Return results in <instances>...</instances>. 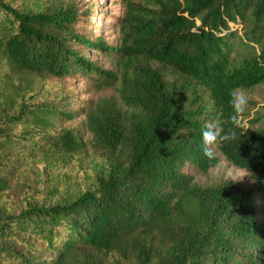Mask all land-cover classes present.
<instances>
[{
	"label": "trees",
	"instance_id": "1",
	"mask_svg": "<svg viewBox=\"0 0 264 264\" xmlns=\"http://www.w3.org/2000/svg\"><path fill=\"white\" fill-rule=\"evenodd\" d=\"M125 5L121 21L126 33L117 46L81 41L101 51L113 66L103 69L68 46L77 35L58 37L69 32L74 12L31 13L0 0V55L13 71L44 78L80 71L96 91L116 93L66 113L39 106L27 116L8 117L0 104V118L20 122L32 116L50 126L61 118L85 116L88 129L104 146L131 148L126 169H112L96 189L73 200L32 206L18 215L0 206V254H15L1 240L31 232L58 254L59 264H67L79 246L109 251L127 232L151 234L179 207L193 235L174 252L175 264H264V202L254 195H264V129L236 127L230 104L234 90L264 83V46L235 64L229 40L231 24H249L254 40H262L264 0H126ZM168 75L188 82L169 83ZM198 86L208 92L212 109ZM210 127L235 131L234 140L218 139L214 146L248 173L251 190L231 179L201 186L187 171L192 166L207 172L218 164L216 150L213 159L203 153L202 132ZM59 142L70 150L80 146L69 129ZM2 170L0 165V198L12 184ZM189 199L197 202L194 213L181 207ZM15 256L18 263L31 264Z\"/></svg>",
	"mask_w": 264,
	"mask_h": 264
},
{
	"label": "rangeland",
	"instance_id": "2",
	"mask_svg": "<svg viewBox=\"0 0 264 264\" xmlns=\"http://www.w3.org/2000/svg\"><path fill=\"white\" fill-rule=\"evenodd\" d=\"M7 1L14 7L31 13L63 12L68 9L74 12L76 16L68 26L69 32L57 33L58 37L63 39L69 34L77 35L78 40L68 43L77 56L88 58L100 68H113L101 51L86 47L81 41L86 39L117 46L126 33L121 21L126 14V0ZM231 26V59L235 64H240L261 51L264 37L261 41L254 40L249 24ZM145 62L142 59L140 64L145 65ZM152 65L157 67L156 64ZM131 77L136 76L132 74ZM166 80L178 86L188 82L179 75H168ZM196 88L209 101L208 92L200 86ZM240 91L248 97L246 110L240 115L241 124L250 129H264V83ZM115 94L113 90L101 93L96 91L90 77L80 71L62 78L17 73L11 69L7 59L0 55V104L6 106L8 117L20 113L27 116L31 109L39 106L66 113L81 109L100 96ZM118 99L121 100L120 96ZM12 101L15 104L11 109ZM207 107L212 109V102L209 101ZM8 117L0 118V165L2 173L10 178L12 184L0 198V206L11 215H18L23 209L32 206H49L73 200L87 190L96 189L98 180L107 177L112 169H126L130 162L129 145H121L116 150L104 146L88 129L85 116L71 120L61 118V121H54L50 126L36 122L32 116H29V120L20 122H8ZM209 124L215 126L212 121ZM65 129L71 130L78 139L80 146L77 149H66L60 144L59 140ZM213 149L220 160L209 171L202 172L192 166L187 167L197 183L201 186H213L231 179L246 190H251L253 183L248 179V173L229 162L215 146ZM254 195L259 203L264 202L263 194L255 192ZM181 207L194 213L197 202L189 199ZM189 222L178 207L151 234L127 232L109 251L79 246L69 254L67 264H175L174 252L193 235ZM1 242L15 254L12 257L0 254V264H20L15 255L24 257L31 264H59L58 254L48 249L31 232H23Z\"/></svg>",
	"mask_w": 264,
	"mask_h": 264
},
{
	"label": "clouds",
	"instance_id": "3",
	"mask_svg": "<svg viewBox=\"0 0 264 264\" xmlns=\"http://www.w3.org/2000/svg\"><path fill=\"white\" fill-rule=\"evenodd\" d=\"M230 104L233 109L231 119L233 124L236 127L241 126L240 115L245 112L248 97L247 95L240 90H234L231 94ZM236 137V133L234 130H229L228 132L221 133L220 130L215 128H208L202 132V138L204 143L203 153L209 159L214 158L213 146L217 143L218 139L220 141H230L234 140Z\"/></svg>",
	"mask_w": 264,
	"mask_h": 264
}]
</instances>
